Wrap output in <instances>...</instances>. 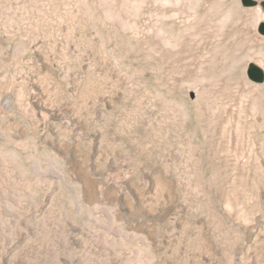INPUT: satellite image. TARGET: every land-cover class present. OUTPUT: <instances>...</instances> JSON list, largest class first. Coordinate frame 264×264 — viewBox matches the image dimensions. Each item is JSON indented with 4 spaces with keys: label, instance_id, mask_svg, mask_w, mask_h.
Segmentation results:
<instances>
[{
    "label": "rangeland",
    "instance_id": "1",
    "mask_svg": "<svg viewBox=\"0 0 264 264\" xmlns=\"http://www.w3.org/2000/svg\"><path fill=\"white\" fill-rule=\"evenodd\" d=\"M115 4L0 0V264H264L256 6Z\"/></svg>",
    "mask_w": 264,
    "mask_h": 264
},
{
    "label": "bare ground",
    "instance_id": "2",
    "mask_svg": "<svg viewBox=\"0 0 264 264\" xmlns=\"http://www.w3.org/2000/svg\"><path fill=\"white\" fill-rule=\"evenodd\" d=\"M98 2H100L102 5H103V8H101L100 6V9L102 10V15H105L107 20H109V22H112L113 20H115V17L114 15H119L117 11V8L115 7V3H116V0H97ZM121 1V12L125 9H130L131 11V14L132 15H139V12L141 11V8L144 7V5H146L145 3H148L150 2L151 5L147 6L148 7V10H149V14H152L151 12L152 11H160L162 10L161 14L160 13H157L156 15H171L174 19H177L178 17L176 15H178V12L176 11V7L178 6V2L180 0H134L132 1V4L128 5L130 3L131 0H120ZM215 2V1H214ZM214 2H212L211 4H209L208 6V9L206 11V18H208V22L207 23H210L212 24L213 23V20L216 18V15H217V11H218V5ZM218 3L220 1H217ZM257 2H261V1H257ZM128 5V7L126 6ZM195 5H196V2L191 4L190 7L192 9H195ZM216 5L218 6L217 7V10H216ZM260 5L258 4L254 10H252L251 12L248 11V15L250 17V20L251 22L253 23V26H255L256 24H259L261 22H264V9L263 8H260L259 7ZM165 8H170V11L171 12H167L166 13V9ZM164 9V11H163ZM220 10V9H219ZM230 11V10H229ZM101 12V11H100ZM219 12V11H218ZM228 12V11H227ZM233 12V11H232ZM231 12V13H232ZM231 13H227V15H224L221 19H222V22L224 21V18H228L229 15H231ZM124 14V13H123ZM180 15V14H179ZM223 15V14H222ZM221 16V15H220ZM215 17V18H214ZM172 19V18H171ZM204 20V19H203ZM216 20V19H215ZM219 22V21H218ZM250 22V23H251ZM220 24V23H219ZM222 25V24H221ZM193 27V26H192ZM196 28V27H195ZM189 29V28H188ZM187 31V30H186ZM193 32V31H192ZM191 32V33H192ZM159 36L162 37V41L165 42L166 45H170L169 42L165 39V34L164 33H161V31L157 32ZM166 33V32H165ZM188 34V33H187ZM191 35V34H190ZM161 41V42H162ZM192 41V40H191ZM173 44V43H172ZM164 45V43H163ZM190 45L187 44V47L189 48ZM194 46V45H193ZM169 47V46H168ZM175 47V46H174ZM173 47V48H174ZM186 47V48H187ZM172 50V49H171ZM185 50V49H184ZM187 52L190 54V50L186 49ZM186 52V51H185ZM195 53V52H194ZM187 54V53H186ZM185 54V56L187 57V55ZM192 54V53H191ZM168 55V54H167ZM214 56V55H213ZM178 59L179 58H183V55L182 53H177V56H176ZM217 57V56H216ZM226 58V56H224ZM223 57V58H224ZM214 58V57H213ZM194 59V58H193ZM221 60V59H220ZM242 60V59H241ZM192 61V60H191ZM190 61V63H191ZM223 61V60H222ZM214 62V61H213ZM239 62V61H238ZM249 63V62H248ZM247 63V64H248ZM254 63V62H253ZM215 64V63H214ZM256 64V63H255ZM257 65V64H256ZM211 66H212V63H211ZM221 66V65H220ZM259 66V65H257ZM208 67V66H207ZM217 67V66H216ZM260 67V66H259ZM261 68V67H260ZM225 69V68H224ZM262 69V68H261ZM212 70V69H210ZM220 71V70H219ZM264 71V70H263ZM222 72V71H221ZM220 73V72H219ZM218 73V74H219ZM183 74V73H182ZM217 75V74H216ZM220 75V74H219ZM213 76V75H212ZM230 76V75H229ZM218 77V76H217ZM220 78V77H219ZM216 82V81H215ZM252 83V82H251ZM254 87V86H253ZM258 87V86H257ZM263 87V86H262ZM260 88V87H259ZM258 88V89H259ZM254 89V88H253ZM262 89V88H261ZM260 91V90H259ZM258 91V92H259ZM261 92V91H260ZM263 93V92H261ZM264 98V97H263ZM262 101V100H261ZM262 103V102H261ZM264 103V101H263ZM257 104V102H256ZM262 104H260L261 106ZM263 106V105H262ZM264 108V107H263ZM263 110V109H262ZM261 156V155H260ZM263 157V156H262ZM7 211V210H5ZM13 213V212H12ZM9 214V212H8ZM11 217V216H10ZM16 217V215H15Z\"/></svg>",
    "mask_w": 264,
    "mask_h": 264
},
{
    "label": "water",
    "instance_id": "3",
    "mask_svg": "<svg viewBox=\"0 0 264 264\" xmlns=\"http://www.w3.org/2000/svg\"><path fill=\"white\" fill-rule=\"evenodd\" d=\"M242 7H255L258 4L264 9V2H257L255 0H240ZM257 34L264 37V22H261L257 27ZM245 75L247 80L254 84H261L264 82V71L253 62H249L246 66Z\"/></svg>",
    "mask_w": 264,
    "mask_h": 264
}]
</instances>
